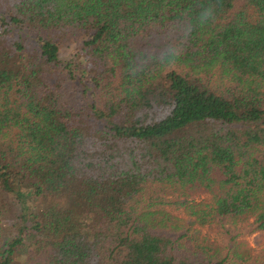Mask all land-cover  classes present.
Wrapping results in <instances>:
<instances>
[{
  "label": "trees",
  "instance_id": "obj_1",
  "mask_svg": "<svg viewBox=\"0 0 264 264\" xmlns=\"http://www.w3.org/2000/svg\"><path fill=\"white\" fill-rule=\"evenodd\" d=\"M258 231L264 0H0V264H264Z\"/></svg>",
  "mask_w": 264,
  "mask_h": 264
},
{
  "label": "rangeland",
  "instance_id": "obj_2",
  "mask_svg": "<svg viewBox=\"0 0 264 264\" xmlns=\"http://www.w3.org/2000/svg\"><path fill=\"white\" fill-rule=\"evenodd\" d=\"M79 44L78 38L63 39L59 46V57L66 59L73 54L74 47ZM197 194L194 198H197ZM202 233L208 234L209 237L214 238L216 234L208 230V228H200ZM242 244H245L249 248L250 254L257 257L258 263H264V231H258L250 234H242L237 237Z\"/></svg>",
  "mask_w": 264,
  "mask_h": 264
}]
</instances>
